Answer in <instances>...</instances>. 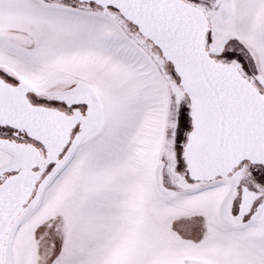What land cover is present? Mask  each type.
I'll return each instance as SVG.
<instances>
[{"label":"snow or ice","instance_id":"snow-or-ice-1","mask_svg":"<svg viewBox=\"0 0 264 264\" xmlns=\"http://www.w3.org/2000/svg\"><path fill=\"white\" fill-rule=\"evenodd\" d=\"M0 264H264V0H0Z\"/></svg>","mask_w":264,"mask_h":264}]
</instances>
